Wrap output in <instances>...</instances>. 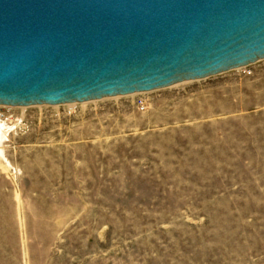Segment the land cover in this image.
<instances>
[{"label": "rangeland", "instance_id": "374dc122", "mask_svg": "<svg viewBox=\"0 0 264 264\" xmlns=\"http://www.w3.org/2000/svg\"><path fill=\"white\" fill-rule=\"evenodd\" d=\"M0 111V264H264V59Z\"/></svg>", "mask_w": 264, "mask_h": 264}, {"label": "water", "instance_id": "95a60500", "mask_svg": "<svg viewBox=\"0 0 264 264\" xmlns=\"http://www.w3.org/2000/svg\"><path fill=\"white\" fill-rule=\"evenodd\" d=\"M264 59V0H0V105L152 91Z\"/></svg>", "mask_w": 264, "mask_h": 264}, {"label": "bare ground", "instance_id": "6f19581e", "mask_svg": "<svg viewBox=\"0 0 264 264\" xmlns=\"http://www.w3.org/2000/svg\"><path fill=\"white\" fill-rule=\"evenodd\" d=\"M6 106H7V105H6ZM1 121L3 122V120L0 119V122H1ZM4 123H5V122H4ZM1 138H3V131H2V127H1V125H0V139H1ZM1 141H2V139H1ZM0 144H1V143H0Z\"/></svg>", "mask_w": 264, "mask_h": 264}, {"label": "built area", "instance_id": "2783aa9c", "mask_svg": "<svg viewBox=\"0 0 264 264\" xmlns=\"http://www.w3.org/2000/svg\"><path fill=\"white\" fill-rule=\"evenodd\" d=\"M140 105L143 106L142 103H141ZM3 106H6V105H0V109H1ZM2 116H4V113H2V112L0 111V117H2Z\"/></svg>", "mask_w": 264, "mask_h": 264}]
</instances>
